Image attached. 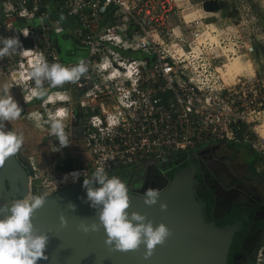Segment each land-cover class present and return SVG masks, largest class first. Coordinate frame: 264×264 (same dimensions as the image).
<instances>
[{
	"label": "built area",
	"instance_id": "obj_1",
	"mask_svg": "<svg viewBox=\"0 0 264 264\" xmlns=\"http://www.w3.org/2000/svg\"><path fill=\"white\" fill-rule=\"evenodd\" d=\"M208 1L219 10L208 12ZM259 11L264 0H0V36H18L32 50L0 58V77L20 90L28 120L67 112L69 146L57 149L48 124L41 131L48 159L18 155L28 171L27 195L52 196L101 166L108 174L144 169L217 143L248 147L264 165ZM60 39L74 49L64 53ZM40 53L67 67L83 59L89 71L77 83L45 82L53 101H25L34 81L20 74ZM235 59L251 72L230 76L227 65ZM74 171L76 182L65 179ZM256 264H264V243Z\"/></svg>",
	"mask_w": 264,
	"mask_h": 264
},
{
	"label": "clouds",
	"instance_id": "obj_2",
	"mask_svg": "<svg viewBox=\"0 0 264 264\" xmlns=\"http://www.w3.org/2000/svg\"><path fill=\"white\" fill-rule=\"evenodd\" d=\"M63 19V16H61ZM27 37V32L23 33ZM32 50L23 48L18 36H0V58L21 52L28 55ZM29 67L21 72V78L33 80L34 86L29 88L25 101L34 98L50 102L57 97L50 95L44 87L45 82L55 88L66 82L77 83L88 71L87 63L81 59L77 64L67 67L61 63H49L40 53L28 60ZM23 67V66H22ZM103 67L107 68L105 63ZM113 72L112 75H116ZM131 73L129 72V75ZM12 86L8 82L0 83V165L15 156L21 149L24 137L15 130H5V121H17L23 109L11 94ZM59 99H66L60 96ZM67 112L59 108L48 113L46 123L49 124L50 135L59 141L58 150L70 145L69 134L65 131L64 119ZM39 118V117H37ZM71 176L76 182L80 173L74 171L66 175ZM93 185H99L98 187ZM87 192V202L98 211V223H81L79 229L84 233L97 232L102 227L106 236L105 244L115 251H137L144 245V259L148 260L153 255L157 245H163L172 235L170 229L163 223L153 224L145 215L128 211L130 208V195L127 183L118 176H109L105 169L98 167L90 178L83 180ZM158 188L149 187L142 195L144 203L152 206L158 203L161 195ZM48 198V193L25 195L23 198L13 197L10 201L0 205V264H37L41 259L47 260L45 250L49 236L37 232L33 224L34 212L43 207ZM69 208L75 211L76 205L69 203ZM162 211L167 210V204L161 203ZM62 225H67L64 216L60 217Z\"/></svg>",
	"mask_w": 264,
	"mask_h": 264
},
{
	"label": "water",
	"instance_id": "obj_3",
	"mask_svg": "<svg viewBox=\"0 0 264 264\" xmlns=\"http://www.w3.org/2000/svg\"><path fill=\"white\" fill-rule=\"evenodd\" d=\"M205 8L216 12L220 5L208 1ZM191 172V167L178 171L152 206L144 203L142 194L129 191L130 213L145 215L154 226L163 223L172 232L163 245L156 246L150 259H144V245L137 251L113 250L105 244L102 227L89 233L79 229L81 223H98V211L87 202L86 189L80 183L49 196L34 212L35 229L49 236L45 250L48 259L37 264H228L238 226L219 228L206 222L204 204L194 194ZM28 184V171L16 153L0 165V205L13 197L23 198L28 194ZM69 203L76 205L75 211ZM161 203L167 204L166 211L161 210ZM61 216L66 218V226L61 224Z\"/></svg>",
	"mask_w": 264,
	"mask_h": 264
},
{
	"label": "flooded vegetation",
	"instance_id": "obj_4",
	"mask_svg": "<svg viewBox=\"0 0 264 264\" xmlns=\"http://www.w3.org/2000/svg\"><path fill=\"white\" fill-rule=\"evenodd\" d=\"M162 164L148 166L143 191H129L143 195L149 187L163 190L178 171L191 167L195 196L203 204L213 202L210 215L204 205L206 222L219 228L238 226L228 264H256L264 243V165L258 154L248 147L217 143L170 155Z\"/></svg>",
	"mask_w": 264,
	"mask_h": 264
},
{
	"label": "rangeland",
	"instance_id": "obj_5",
	"mask_svg": "<svg viewBox=\"0 0 264 264\" xmlns=\"http://www.w3.org/2000/svg\"><path fill=\"white\" fill-rule=\"evenodd\" d=\"M260 15L261 25L264 29V14L263 12H258ZM62 49L65 53V51L68 50V48L71 49L72 46L67 41H64L60 39ZM257 46V54L255 55L256 60V69L259 72H264V35L262 36V39L259 40L256 44ZM80 49V47L78 46ZM85 54L78 51V57H83ZM239 61V60H236ZM235 62V61H234ZM246 66V65H244ZM8 82L5 78L0 77V83ZM11 94L13 95L14 99L18 102L19 106L23 109L21 117L17 121L13 122H7L5 121V128L6 131L8 130H15L18 133H22L24 137V142L21 147V149L18 151V155L25 159L27 156H32L35 154H38L40 158H43L45 160L48 159V153L46 148V143L43 140L41 136V131L48 127V124L46 122H43L42 120L39 121H30L28 120L29 117L27 116V110H30L29 107H26L23 103L22 96L20 93V90L18 89H11ZM25 109V110H24ZM186 153V152H185ZM163 166L164 164H160ZM150 172V168H144V169H128V170H120V171H114L109 174V176H118L123 181L127 183V186L129 189L134 188V191L141 192L143 191V188H141L143 185H145L146 181L148 180V174Z\"/></svg>",
	"mask_w": 264,
	"mask_h": 264
},
{
	"label": "bare ground",
	"instance_id": "obj_6",
	"mask_svg": "<svg viewBox=\"0 0 264 264\" xmlns=\"http://www.w3.org/2000/svg\"><path fill=\"white\" fill-rule=\"evenodd\" d=\"M236 60L238 59H235L234 60L235 62L231 61L227 65L228 74L230 76H233L234 74H239L243 71L251 72V69H249L250 68L249 65L244 66L240 60L239 61H236Z\"/></svg>",
	"mask_w": 264,
	"mask_h": 264
},
{
	"label": "trees",
	"instance_id": "obj_7",
	"mask_svg": "<svg viewBox=\"0 0 264 264\" xmlns=\"http://www.w3.org/2000/svg\"><path fill=\"white\" fill-rule=\"evenodd\" d=\"M203 189V187H199V192H201ZM205 207H206V212L208 215H210L211 211H212V207H213V202L209 199L206 200V202L204 203Z\"/></svg>",
	"mask_w": 264,
	"mask_h": 264
},
{
	"label": "crops",
	"instance_id": "obj_8",
	"mask_svg": "<svg viewBox=\"0 0 264 264\" xmlns=\"http://www.w3.org/2000/svg\"><path fill=\"white\" fill-rule=\"evenodd\" d=\"M126 170H128V169H126Z\"/></svg>",
	"mask_w": 264,
	"mask_h": 264
}]
</instances>
